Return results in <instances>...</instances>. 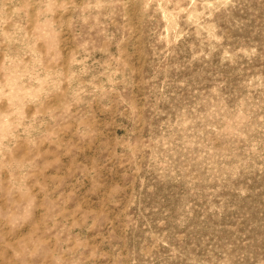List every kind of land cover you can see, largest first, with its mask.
Masks as SVG:
<instances>
[{"label":"rangeland","instance_id":"rangeland-1","mask_svg":"<svg viewBox=\"0 0 264 264\" xmlns=\"http://www.w3.org/2000/svg\"><path fill=\"white\" fill-rule=\"evenodd\" d=\"M0 264H264V0H0Z\"/></svg>","mask_w":264,"mask_h":264}]
</instances>
